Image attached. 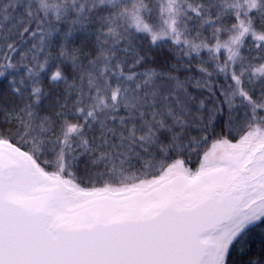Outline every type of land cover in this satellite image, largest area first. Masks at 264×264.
Here are the masks:
<instances>
[{
  "label": "snow or ice",
  "instance_id": "snow-or-ice-1",
  "mask_svg": "<svg viewBox=\"0 0 264 264\" xmlns=\"http://www.w3.org/2000/svg\"><path fill=\"white\" fill-rule=\"evenodd\" d=\"M0 264H264V0H0Z\"/></svg>",
  "mask_w": 264,
  "mask_h": 264
}]
</instances>
